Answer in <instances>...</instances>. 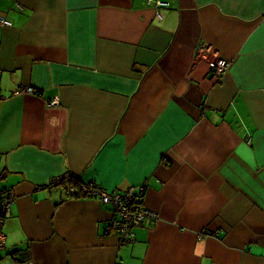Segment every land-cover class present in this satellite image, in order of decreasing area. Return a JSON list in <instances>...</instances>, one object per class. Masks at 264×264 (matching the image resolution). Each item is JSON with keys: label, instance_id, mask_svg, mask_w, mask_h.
I'll use <instances>...</instances> for the list:
<instances>
[{"label": "crops", "instance_id": "obj_1", "mask_svg": "<svg viewBox=\"0 0 264 264\" xmlns=\"http://www.w3.org/2000/svg\"><path fill=\"white\" fill-rule=\"evenodd\" d=\"M153 1L0 0V264H264V0ZM70 174L157 219L121 242Z\"/></svg>", "mask_w": 264, "mask_h": 264}, {"label": "built area", "instance_id": "obj_2", "mask_svg": "<svg viewBox=\"0 0 264 264\" xmlns=\"http://www.w3.org/2000/svg\"><path fill=\"white\" fill-rule=\"evenodd\" d=\"M150 3L153 0H148ZM157 8H170L171 2L168 0L153 1ZM159 17H162L159 14ZM12 23L7 18H0V27H11ZM229 63L224 58H219L210 63V68L215 76H221L228 70ZM21 89V88H20ZM33 94L35 90L30 88H23L17 92ZM59 103V99L49 103L50 106H55ZM145 184L141 186H131L126 190L104 191L99 186L84 185V197L96 198L101 204L111 208V216L113 218L110 227L114 228L119 233L121 242H130L134 237L133 229L144 227L147 223H153L157 219V214H154L145 204ZM72 194L81 195L79 189L75 186L71 187ZM82 195V196H83ZM14 203V196L12 192L0 191V251L5 248L6 235L3 232V226L12 215V204ZM21 264H33L32 261L26 260Z\"/></svg>", "mask_w": 264, "mask_h": 264}, {"label": "trees", "instance_id": "obj_3", "mask_svg": "<svg viewBox=\"0 0 264 264\" xmlns=\"http://www.w3.org/2000/svg\"><path fill=\"white\" fill-rule=\"evenodd\" d=\"M68 176H69V175H68ZM76 177H77V176L70 174V176H69L70 179L66 180L67 178L64 177V178H61V181L66 182V184H67V183H72V184H74L75 186L80 187L79 191H80V194H81V195H77L78 197H80V196L83 195V193H82V192H83L82 188H83L84 185H95L93 182H92L91 184H87V183L85 184L83 181L78 180ZM61 181H60V183H61ZM18 252H20V251L15 250L14 253H12L11 255L18 254ZM23 257H24V256H23ZM15 259H16L17 261H20V259H18V258H15ZM20 262H22V261H20Z\"/></svg>", "mask_w": 264, "mask_h": 264}, {"label": "rangeland", "instance_id": "obj_4", "mask_svg": "<svg viewBox=\"0 0 264 264\" xmlns=\"http://www.w3.org/2000/svg\"><path fill=\"white\" fill-rule=\"evenodd\" d=\"M10 217H11V216H10ZM10 217H9V218H10ZM3 227H4V226H3ZM3 232H4V231H3ZM5 235H6V233H5ZM23 262H26V261H22L21 263H23ZM21 263H20V264H21Z\"/></svg>", "mask_w": 264, "mask_h": 264}]
</instances>
